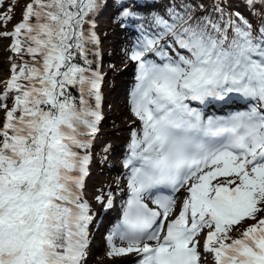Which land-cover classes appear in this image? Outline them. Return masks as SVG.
Wrapping results in <instances>:
<instances>
[{"label":"snow or ice","instance_id":"obj_1","mask_svg":"<svg viewBox=\"0 0 264 264\" xmlns=\"http://www.w3.org/2000/svg\"><path fill=\"white\" fill-rule=\"evenodd\" d=\"M16 3L0 0V27ZM244 5L249 15L228 0H170L162 11L113 0L115 22L134 26L124 54L139 126L123 159L126 199L117 181L109 259L264 264V0ZM107 7L30 0L0 32L13 54L0 82V264H87L114 207L111 189L95 203L85 193L106 79L96 19Z\"/></svg>","mask_w":264,"mask_h":264},{"label":"rangeland","instance_id":"obj_2","mask_svg":"<svg viewBox=\"0 0 264 264\" xmlns=\"http://www.w3.org/2000/svg\"><path fill=\"white\" fill-rule=\"evenodd\" d=\"M26 1L27 0H21V4L18 7H15V11H14L13 19H12V22L13 21L14 22L10 26H13L15 23H17L18 21L21 20L23 5H24V3ZM6 8H7V4L5 3L4 9H6ZM2 10L3 9H0V11H2ZM1 31H2V27H0V32ZM11 42L12 41H11V38L10 37L5 38L3 40L2 45H3L4 49L6 47L7 52L5 53L4 50H0V61H5L4 58H6L7 56L8 57H11L13 55L8 50ZM0 49H2L1 46H0ZM118 66L121 68V67L124 66V63H122V61H121V63H119ZM8 68H11V62H10L9 58H8V62L5 63L4 65L3 64L2 65L0 64L1 72L2 73H5V75L1 76L2 78L7 77V79H8L10 77L11 73L8 72L6 74V72H5V71L8 70ZM8 71H10V69ZM2 89H3V85H0V91H2ZM109 99H110L109 101L106 100V104H107L106 105V109H107L106 111H107V113H110V115L111 114L114 115V117L117 119V123L118 124L115 125L112 128L111 127L110 128L105 127L104 130H103V132H104L103 137H105V133L108 132V133H110L111 137L114 140H117L116 137L117 136H120V135H123L124 134V128L132 122V120H131V118L129 116L130 109H129L128 106H126V104H124V103L122 104L123 101H120V103L116 102L117 101V98L116 99L115 98H111V96H110ZM123 117H126V119L123 118ZM2 119H3V116H2V113H0V121H2ZM97 178H101L102 179V177H101L100 174H98V177ZM105 179H107V178H105ZM91 261H92V263H94L96 261L97 263L100 262L101 264H105L107 261H111V260L108 259V258H106V257H104V256H98V257L92 256Z\"/></svg>","mask_w":264,"mask_h":264},{"label":"bare ground","instance_id":"obj_3","mask_svg":"<svg viewBox=\"0 0 264 264\" xmlns=\"http://www.w3.org/2000/svg\"><path fill=\"white\" fill-rule=\"evenodd\" d=\"M7 60L8 59H6L3 63H5V62H7ZM4 75V73H2L1 71H0V82H1V76H3ZM113 98H115V97H113ZM120 264V263H119Z\"/></svg>","mask_w":264,"mask_h":264}]
</instances>
